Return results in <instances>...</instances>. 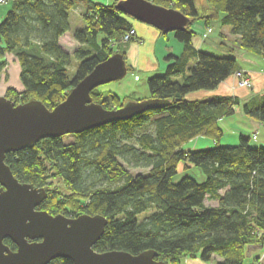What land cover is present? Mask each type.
Returning <instances> with one entry per match:
<instances>
[{"label":"trees","instance_id":"obj_1","mask_svg":"<svg viewBox=\"0 0 264 264\" xmlns=\"http://www.w3.org/2000/svg\"><path fill=\"white\" fill-rule=\"evenodd\" d=\"M118 1L102 5L89 0H9L11 7L0 21V59L7 54L17 59L21 89L8 88L4 97L15 105L38 101L51 110L98 62L114 54L124 58L122 39L132 25L115 9ZM150 1L188 18V24L174 32L181 53L167 55L164 73L145 79L147 98H132L135 93L120 97L101 86L90 96L105 109L146 99L159 104L129 120L39 140L31 148L7 153L4 162L20 183L44 188L46 197L38 210L67 218H106L93 246L97 252L153 251V259L164 264L196 256L205 262L216 256L218 264H254L245 262V248L264 246V147L249 145V138L241 134L237 145H219L223 130L218 121L234 115L239 106L235 97L186 96L215 89L236 70L232 56L196 48L194 24L202 21L208 30L224 13L220 23L237 36L239 48L264 58V0ZM78 2L83 4L84 28L73 32L81 46L73 54L77 68L70 77L71 56L58 39L69 30V14ZM5 64L0 62V76ZM241 109L264 124V102ZM155 114L160 115L151 119ZM199 136L213 146L183 149ZM179 164L200 168L204 181L184 176L173 183ZM127 167L145 172L133 174ZM212 201L217 205L206 204ZM3 243L16 249L8 239ZM47 264L72 263L55 258Z\"/></svg>","mask_w":264,"mask_h":264},{"label":"water","instance_id":"obj_2","mask_svg":"<svg viewBox=\"0 0 264 264\" xmlns=\"http://www.w3.org/2000/svg\"><path fill=\"white\" fill-rule=\"evenodd\" d=\"M114 7L162 34L180 30L189 21L182 13L156 6L150 0H119ZM126 73L125 59L114 54L98 62L51 110L38 101L15 105L0 96V264H47L55 258L72 264H164L153 259V251L137 255L95 251L93 246L103 234L106 218H67L38 210L46 197L44 188L20 183L4 162L7 153L31 148L39 140L80 134L156 107V99L130 101L117 109L92 102L93 89L118 81ZM6 239L15 245L14 251L3 243Z\"/></svg>","mask_w":264,"mask_h":264},{"label":"rangeland","instance_id":"obj_3","mask_svg":"<svg viewBox=\"0 0 264 264\" xmlns=\"http://www.w3.org/2000/svg\"><path fill=\"white\" fill-rule=\"evenodd\" d=\"M69 15H70L69 23L71 28L76 29L77 27H79V24H82V26L84 25L83 21L80 20V17L75 13V11L71 10ZM128 19L136 29L137 37H139L142 40V43L140 39H138L136 36H133L134 37L133 41L140 42L137 48V45L135 43L130 42L131 41L130 39L125 40L123 36L122 44L128 47L127 50L126 47L124 49L125 63L126 66H129L130 64H138V68L140 70L136 71L133 68H131L132 71H128L122 79L102 85L100 87V90L105 92L110 91L116 93L120 97L129 96L130 94H132L133 91H135L137 92V94L136 95L134 94L133 95L134 97L131 96L132 98H137V99L147 98L149 94L145 79L148 76L159 75L164 73L167 65V61L165 60V57L171 53L170 52L171 49H176L174 44L176 42L178 43L179 41L175 38L174 32H169L166 35H163L160 34V32L157 29H155L150 25L144 24L142 22H138L131 17H128ZM82 26H80V28ZM196 26L197 25H195L194 28H196ZM234 38L237 37L231 34L229 38H226V40L222 41V43L225 44L228 48L233 49L232 52H230L227 49L228 50V51L226 50L227 53L224 54L232 56L234 59H236V63L239 65V60L241 58L240 55L242 53L238 50L237 45L234 43ZM222 51L224 52V50ZM212 55H216V54H212ZM76 68H77V60L74 57V55H72L70 60V66L68 68V74L70 77L74 75ZM1 96H4V93ZM159 115L160 114H155L151 117V119ZM238 116L239 115H235L230 119H226L224 123L222 122L223 134L219 140V145L235 146L239 143V135L241 134L244 138H249V145L253 147H259V146L264 147V129H262V127L256 129L255 127H251L250 125H248L249 120H251V118H248L246 115L244 114L241 115L243 118ZM230 124H232V126L238 127V129L240 130L237 129V131H233V128L228 129ZM232 135L236 136L237 138L236 142H233L234 140ZM253 135L255 136L253 137ZM202 140H203L202 143L201 142L196 143L194 141H190L183 146V149L188 151H196L200 149L210 148V146H206L204 145V143H209V145H212L211 144L212 141L205 137H203ZM223 143H229V144L223 145ZM127 168L133 174L145 172L143 169H135V168L133 169L130 167ZM184 176H189L199 183L203 182L205 179L204 174L200 168L198 167L185 168L183 164H179V166L177 167V172L172 178L173 183H177ZM206 204L209 205L211 204V202H206ZM149 212L150 211L148 210L140 214L138 216V220L141 221L143 217L148 215ZM185 258H182L180 263L178 264H188L187 259ZM208 262L210 264H218L217 257L215 256L212 257V259ZM245 262L254 263V264H264V246L246 247Z\"/></svg>","mask_w":264,"mask_h":264},{"label":"crops","instance_id":"obj_4","mask_svg":"<svg viewBox=\"0 0 264 264\" xmlns=\"http://www.w3.org/2000/svg\"><path fill=\"white\" fill-rule=\"evenodd\" d=\"M89 1L93 3H99L102 5H108V4H111L114 0L112 1L110 0H89ZM10 7H11V4L9 1L5 4H0V21L4 18L6 13L9 11ZM72 10L75 11V13L80 17V20L83 21L82 19V14L84 11L83 4L80 2L76 3L75 7H73ZM223 16H224V13H221L219 15V19H217L216 21H212L209 24L211 31L209 32L210 34L208 33V37L207 35H204V37H199V35L201 36V34H204L206 31L202 21H197L194 24V26L197 25L196 28H194L193 26V29L198 34V38H195L193 43L199 51H204L210 54H216L217 56H227L224 53H227L226 50L228 49V47L225 44H220V41L222 42L223 40H226V38H229L231 36V33H230V28L228 26H222L220 23V20L222 19ZM80 26H82V24H79V27L74 29L70 27V23H69V30L65 32L63 35H61L58 39L59 46L65 52H67L71 57L74 54V52L81 46L73 39V32L77 29L84 28V25L81 28ZM132 29L134 30L135 36L137 37V31L133 25H132ZM219 33H222V37L219 36L220 35ZM137 38L140 39L139 37ZM236 40L237 38H234V43L237 45ZM130 42L135 43L137 45V48L140 43L136 41H130ZM141 43H142V40H141ZM178 43L176 42L174 44L176 49H171L170 54L174 56H178L181 53L182 44L181 43L178 44ZM82 47L84 48L85 46L82 45ZM127 48L128 47L126 46V50ZM237 48L242 54L240 55L241 58L239 60V65L236 63L235 71H238V70L243 71L244 76L248 77L251 80L250 87L248 88L238 87L233 75H231L226 80L222 81L215 89L191 92L186 96V98L190 100H207V99H211L214 96L235 97L239 103V106L235 107V113L233 116L239 115L238 117H242L241 115H243L242 109H241L243 105L248 104V105L256 106V105L263 103L264 102V58H261L248 51H245L239 48L238 45H237ZM222 50H224V52ZM124 59H125V56H124ZM3 60L6 62V64L0 76V84H1L0 96L3 95V93L8 88H12L16 90L21 89V84L18 78L20 67H19L17 59L12 54H7L5 55L4 58L0 59V62ZM128 67L133 68L136 71L140 70L138 68V64H130ZM132 93H135V95L137 94V92L135 91H133ZM233 116L223 118L218 121V125L220 126L222 130H223L222 122L224 123L226 119H230ZM248 125H250L251 127H255L256 129H259L260 127L264 129L263 123L258 122L253 119L249 120ZM232 128H233V131H237L238 129V127L232 126V124H230L228 129H232ZM232 136L234 140L233 142H236L237 140L236 136L234 135ZM202 138H203L202 136H199L191 141H194L196 143H200V142L202 143L203 141ZM211 144L212 145H209V143H204V145L212 147L213 143L211 142ZM227 144L229 143H223V145H227ZM209 205L216 206L217 202L212 201L211 204ZM185 259H187L188 264H210L209 262L202 261L199 256H196L194 258L186 257ZM217 260L219 261L218 257H217Z\"/></svg>","mask_w":264,"mask_h":264},{"label":"built area","instance_id":"obj_5","mask_svg":"<svg viewBox=\"0 0 264 264\" xmlns=\"http://www.w3.org/2000/svg\"><path fill=\"white\" fill-rule=\"evenodd\" d=\"M8 1L9 0H0V4H5ZM210 31H211V29H208L206 35ZM133 36H135V32H134L133 29H131L128 33L125 34L124 39L125 40H129L130 38H133ZM233 77H234L238 87H240V88H248V87L251 86V80L248 77L244 76L243 71H241V70L235 71L233 73Z\"/></svg>","mask_w":264,"mask_h":264},{"label":"flooded vegetation","instance_id":"obj_6","mask_svg":"<svg viewBox=\"0 0 264 264\" xmlns=\"http://www.w3.org/2000/svg\"><path fill=\"white\" fill-rule=\"evenodd\" d=\"M8 99V98H7Z\"/></svg>","mask_w":264,"mask_h":264}]
</instances>
